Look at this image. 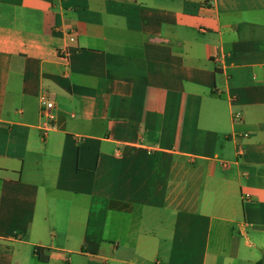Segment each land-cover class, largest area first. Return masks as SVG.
Instances as JSON below:
<instances>
[{"label":"crops","instance_id":"crops-1","mask_svg":"<svg viewBox=\"0 0 264 264\" xmlns=\"http://www.w3.org/2000/svg\"><path fill=\"white\" fill-rule=\"evenodd\" d=\"M35 247L260 262L264 0H0V264Z\"/></svg>","mask_w":264,"mask_h":264},{"label":"built area","instance_id":"built-area-1","mask_svg":"<svg viewBox=\"0 0 264 264\" xmlns=\"http://www.w3.org/2000/svg\"><path fill=\"white\" fill-rule=\"evenodd\" d=\"M74 40H75L74 37L71 36L70 41L73 42ZM67 53H68L67 49L61 50V55L62 54L67 55ZM41 104H42L43 112L46 114L45 116L47 119V123L43 128L44 133L46 134L48 131L54 128V124H53L54 117L50 113L46 112L47 110L52 109L54 105L45 96H41Z\"/></svg>","mask_w":264,"mask_h":264},{"label":"trees","instance_id":"trees-1","mask_svg":"<svg viewBox=\"0 0 264 264\" xmlns=\"http://www.w3.org/2000/svg\"><path fill=\"white\" fill-rule=\"evenodd\" d=\"M48 250H49L48 248H44V247H35L34 254L35 256H37L38 260L41 263H45V264L49 263L50 258L47 254ZM257 264H264V261H260Z\"/></svg>","mask_w":264,"mask_h":264},{"label":"rangeland","instance_id":"rangeland-1","mask_svg":"<svg viewBox=\"0 0 264 264\" xmlns=\"http://www.w3.org/2000/svg\"><path fill=\"white\" fill-rule=\"evenodd\" d=\"M260 261H264V256H261Z\"/></svg>","mask_w":264,"mask_h":264}]
</instances>
